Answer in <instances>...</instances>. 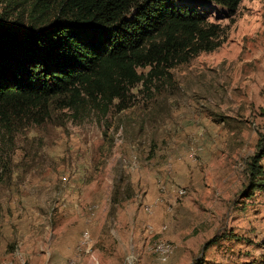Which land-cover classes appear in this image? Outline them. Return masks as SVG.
<instances>
[{
	"label": "rangeland",
	"instance_id": "1",
	"mask_svg": "<svg viewBox=\"0 0 264 264\" xmlns=\"http://www.w3.org/2000/svg\"><path fill=\"white\" fill-rule=\"evenodd\" d=\"M172 1L219 46L107 110L53 98L0 133V264H264V192L242 193L264 137V0Z\"/></svg>",
	"mask_w": 264,
	"mask_h": 264
},
{
	"label": "trees",
	"instance_id": "2",
	"mask_svg": "<svg viewBox=\"0 0 264 264\" xmlns=\"http://www.w3.org/2000/svg\"><path fill=\"white\" fill-rule=\"evenodd\" d=\"M207 1L229 14L241 2ZM7 6L15 16L0 19V133L34 111L45 114L53 98L69 108L107 110L152 73L219 46V25L205 20L196 3L7 0ZM146 66L147 75L139 73ZM263 156L264 137L246 167L245 197L264 190Z\"/></svg>",
	"mask_w": 264,
	"mask_h": 264
},
{
	"label": "crops",
	"instance_id": "3",
	"mask_svg": "<svg viewBox=\"0 0 264 264\" xmlns=\"http://www.w3.org/2000/svg\"><path fill=\"white\" fill-rule=\"evenodd\" d=\"M263 192H264V190H263Z\"/></svg>",
	"mask_w": 264,
	"mask_h": 264
}]
</instances>
